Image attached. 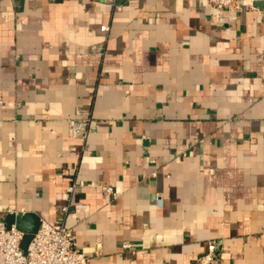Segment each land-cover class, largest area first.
Segmentation results:
<instances>
[{
  "label": "crops",
  "instance_id": "0c3cea01",
  "mask_svg": "<svg viewBox=\"0 0 264 264\" xmlns=\"http://www.w3.org/2000/svg\"><path fill=\"white\" fill-rule=\"evenodd\" d=\"M247 1L0 0V210L58 225L66 204L90 264H194L209 241L217 264H264V0Z\"/></svg>",
  "mask_w": 264,
  "mask_h": 264
},
{
  "label": "built area",
  "instance_id": "2783aa9c",
  "mask_svg": "<svg viewBox=\"0 0 264 264\" xmlns=\"http://www.w3.org/2000/svg\"><path fill=\"white\" fill-rule=\"evenodd\" d=\"M106 4H115L117 0H95ZM207 6L219 11L242 12L251 8L247 0H206ZM107 26H101V30H107ZM93 51L100 52L99 46H93ZM85 120H69L72 135L85 132L83 125ZM84 185L83 181L70 183L66 192L70 195L77 187ZM106 191L114 198L117 194L111 187ZM68 211L65 204L61 207L58 215V225H54L45 219L40 220L37 231L32 235L27 248L23 250L20 243L23 232L14 224L7 225L5 221L6 212L0 210V264H90L88 256L81 251L74 242V233L63 224L64 213ZM16 214L15 212H12ZM23 213V211L21 212ZM124 248H130V244H122ZM213 241H209L206 252L197 257L194 264H217L216 248Z\"/></svg>",
  "mask_w": 264,
  "mask_h": 264
},
{
  "label": "water",
  "instance_id": "95a60500",
  "mask_svg": "<svg viewBox=\"0 0 264 264\" xmlns=\"http://www.w3.org/2000/svg\"><path fill=\"white\" fill-rule=\"evenodd\" d=\"M5 221L7 225L14 224L17 229L23 232L20 247L25 250L32 235L39 227L40 217L33 212L7 213L5 214Z\"/></svg>",
  "mask_w": 264,
  "mask_h": 264
}]
</instances>
